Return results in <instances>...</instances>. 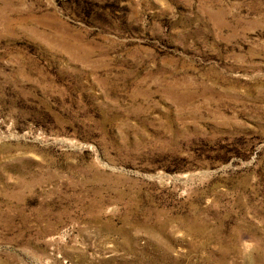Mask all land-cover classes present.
Returning <instances> with one entry per match:
<instances>
[{
  "label": "rangeland",
  "instance_id": "rangeland-1",
  "mask_svg": "<svg viewBox=\"0 0 264 264\" xmlns=\"http://www.w3.org/2000/svg\"><path fill=\"white\" fill-rule=\"evenodd\" d=\"M0 264H264V0H0Z\"/></svg>",
  "mask_w": 264,
  "mask_h": 264
}]
</instances>
